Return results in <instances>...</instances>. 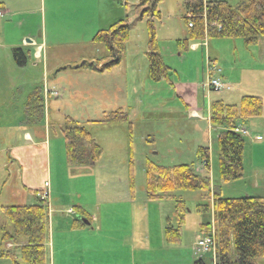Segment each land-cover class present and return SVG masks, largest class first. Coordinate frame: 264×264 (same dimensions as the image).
I'll use <instances>...</instances> for the list:
<instances>
[{"label": "rangeland", "instance_id": "1", "mask_svg": "<svg viewBox=\"0 0 264 264\" xmlns=\"http://www.w3.org/2000/svg\"><path fill=\"white\" fill-rule=\"evenodd\" d=\"M184 1L162 0L158 5L161 19L154 21L157 52L170 68L169 84L152 82L148 77L149 32L146 19H139L138 0H0V207L33 202L30 198L26 201L31 196L19 177V168L7 163L11 148L22 143L21 137L27 131L36 142L48 145L51 154L50 164L29 174L28 185H37L51 176L53 189L59 194L56 205L62 204L74 213H58L65 218L50 239L53 258L49 240L45 244L48 264H193L200 258L191 247L200 235L199 225L210 218L209 212L201 211L199 206L211 207V197L203 199L198 190H181L162 200H147V162L164 167L189 165L196 170V151L203 147L209 151V169L199 174L209 177L220 197L241 198L264 191L262 178L258 180L261 191L253 189L250 167L254 163L264 174V40L246 45L242 39L208 38L207 47L205 44L196 51L179 50L176 41L185 39L188 33L183 20ZM221 1L234 7L243 0ZM1 4L17 14H2ZM118 23L129 26L120 64L104 73L89 69V64H104L109 59L105 48L92 42L93 36ZM21 39L34 41L25 48L29 54L24 67H18L12 56L13 49L23 48ZM39 44L41 54L37 59L34 51ZM206 58L220 70L214 77H219L229 90L203 88L207 82ZM44 91H54L59 96L46 100ZM246 96L262 100V115L244 125L248 135L244 136L243 177L221 183L216 154L219 131L187 117L184 104L199 107L206 115L211 102L237 105ZM119 109L127 115L126 122H100ZM66 119L78 122L101 149L95 164L75 168L59 162V157L61 161L65 158L63 129L70 126ZM131 165L133 197L149 202L143 224L139 225L147 230L145 239H150L149 249L136 248L133 256L123 249L121 239H117L119 234L113 236L111 230L112 212L118 215L120 228L130 225L128 205L117 204L114 211L102 205L99 214L93 206L101 191L118 192L123 180L128 187ZM129 196L133 198L130 193ZM175 201L184 204L185 220L180 241L168 244L164 240L165 226H178L173 214ZM77 207L102 221L100 231L95 229L96 222L88 225L82 236L65 230L64 221L70 224L77 216ZM5 233L11 234L12 227L0 209V254L6 251L2 240ZM111 242L115 246L110 247ZM12 249L17 262L24 264L17 250ZM0 264L12 262L0 257ZM257 264H264V258Z\"/></svg>", "mask_w": 264, "mask_h": 264}, {"label": "trees", "instance_id": "2", "mask_svg": "<svg viewBox=\"0 0 264 264\" xmlns=\"http://www.w3.org/2000/svg\"><path fill=\"white\" fill-rule=\"evenodd\" d=\"M162 0H138L139 19H146L148 40L146 53L147 74L152 82L166 81L170 84V68L167 67L157 52L154 21L160 20L158 5ZM183 20L187 26V37L176 41L179 50L188 49L190 42H203L208 38L242 39L246 45H254L260 38L264 40V0H243L236 6L225 1L185 0ZM191 24V27L189 26ZM129 37V26L118 23L107 30H99L92 42L101 45L108 53L106 63L89 64L87 67L97 72L113 70L120 64L121 54ZM28 53L13 49L12 56L18 67L27 63ZM83 65L79 66L82 67ZM263 103L258 97H242L237 105H225L220 101L209 105V125L218 129L216 154L218 179L221 183L239 180L244 175L243 154L244 136L234 130L243 128L253 118L262 115ZM127 115L121 110L105 116L100 122H126ZM70 126L63 129L66 161L69 165H84L96 161L101 156V149L78 122L66 119ZM199 166L209 169V151L199 147L196 151ZM203 172V173H204ZM134 171L129 167L128 189L131 197L134 192ZM198 190L203 199L211 197L212 223H201L199 232L202 237H212L214 253L197 258L193 264H257L264 258V198L244 196L241 198H222L212 189L207 175L199 174L192 166L176 165L164 167L152 162L145 165V196L149 201L162 200L176 191ZM30 205L0 207L12 227V233H5L2 240L15 248L24 264H48L45 244L48 241V203L36 197ZM201 211L208 212L209 206L200 205ZM184 204L175 201L173 214L178 226L164 228V240L168 244L180 241L181 225L184 223ZM75 223L84 225L78 218L86 213L77 207ZM19 239L24 244L18 245ZM13 249L6 250L0 257L9 258L12 264H19ZM208 257V259L206 258Z\"/></svg>", "mask_w": 264, "mask_h": 264}, {"label": "crops", "instance_id": "3", "mask_svg": "<svg viewBox=\"0 0 264 264\" xmlns=\"http://www.w3.org/2000/svg\"><path fill=\"white\" fill-rule=\"evenodd\" d=\"M1 8H2V14L3 13H7V15H12V13H15V10H10L9 6H6L5 4H1ZM74 12H76L75 10H73ZM80 12V10H79ZM23 46V48H20L24 53H28L29 54V50H25V48H29V45H34V41H29V40H24L21 39L20 42ZM205 40L204 42H202L200 44V42H190L188 45V49L190 51H196L198 50L201 46H205ZM9 45V44H7ZM14 45V44H13ZM41 46L42 44H39L38 46H36L35 51H34V56L37 59H40V54H41ZM208 46V44H206V47ZM10 46L6 47L9 48ZM210 61L208 58H206V61ZM72 68V67H71ZM80 67L77 66L75 69H79ZM88 70V69H86ZM44 75H45V71H44ZM183 90V89H182ZM183 93L184 90L182 91ZM178 95V94H177ZM45 97V95H43ZM59 96V94L57 95ZM179 96V95H178ZM55 96H48L45 97V99H49V98H53ZM183 102V101H182ZM184 103V102H183ZM196 104V103H195ZM186 105V112H187V117L189 118H193V119H197L200 121H204L207 124H209L208 121V117H209V104H207L206 107V111L207 114L204 115L203 114V110L201 108H192V105L189 104H184ZM198 105V103H197ZM203 106V103L201 104ZM204 107V106H203ZM210 128V126L207 127V131ZM214 130H218V129H214ZM219 131V130H218ZM258 137V136H257ZM21 141L22 143L20 145H16L13 146L11 148V151L9 152V156L7 157V163L8 164H13L16 165L19 168V177L21 178V180L23 181V183L25 182L26 185L25 188H27L30 192V196L26 199V201H29V198L33 200V202L27 204H33L36 202L35 197L33 192L37 191H41L44 190V184L48 183V187L46 188V191L48 192V223H49V235H48V245H50V248L52 249L51 253H52V258L54 256V249H53V242H50V239L52 237V235L54 234V230L58 229V227H61V222L64 220L65 217L59 216L58 213H62V212H66L70 215H73L74 213H70V210H65L67 208H65L64 205L62 204H58L56 205V201H58V196L59 194H56V191L53 189V182H52V178L51 176H47L45 179L43 178L41 182H38V184H32V186L28 185V176L30 173H37V169L42 168L45 163L50 164V160H51V154H50V148L48 147V145H45L43 142H36L35 139L33 138V136L31 137L29 135V133L26 131L24 132V134L21 137ZM59 162H62V164H64L67 167H71L67 161H66V156L65 158L62 159L61 161V157ZM99 160V159H98ZM98 160L93 161V162H89L87 164V166L89 164H95ZM83 165V164H82ZM82 165H76L74 166L75 168H80ZM86 166V165H83ZM250 167L252 168V172L253 175L251 174V184L253 186V189L255 191L259 190L261 191V187L258 184V180L259 178L264 179V174H261V171L259 170L258 166H254V163H252V165H250ZM202 172V171H201ZM204 172V171H203ZM202 172V173H203ZM263 176V177H262ZM119 182L121 183L122 180H119ZM37 187V188H35ZM37 192H36V196H37ZM249 195V194H248ZM254 197H263L264 198V191L260 194L255 195ZM146 198V196H145ZM137 200H139L138 202H136ZM28 203V202H27ZM148 203L144 198H130L129 193H128V187H127V181L123 180L122 184H119V189L118 192L110 190V189H106L104 191H101L99 193V195L97 196V199L95 200V202H93V206L95 207V209L97 210L98 214L100 212L99 207L100 206H109L111 207V209L114 211V207L117 204H126L129 207V211H130V218L128 219L130 221V225L129 226H125V227H119L118 223V215L115 214V212H112L111 215V221L112 224V235L116 236L117 234H119V237L117 239H121L122 241V246L123 249L126 250V252L130 253L131 256L134 255L135 249L138 248L140 251H145L148 250L150 247V239L147 236V238L145 239V233L147 234V230L143 227V225H139V224H143L144 221V216H145V211L148 208ZM26 205V204H25ZM81 208V207H80ZM82 209V208H81ZM209 222L208 223H212L213 218H212V213H211V207H209ZM76 215V213H75ZM148 215V213H147ZM85 216V215H84ZM84 216H81L79 219V221L84 225L83 227H79V223H75L74 219L71 220L70 224L66 221H64V225L66 226L65 230H68L69 233H75L78 236H82V234H84L85 232H87V227L88 225H92L94 222H96V226L95 229L96 231H100L101 226L100 223H102V221L100 222L97 217H93L90 216L88 214H86L87 218L89 219L88 221L85 219ZM128 217V214H127ZM109 220V217H107ZM86 220L88 222V224H85L82 222V220ZM138 225V226H136ZM63 230V228H62ZM74 231V232H73ZM113 232L115 233V235L113 234ZM200 233V232H199ZM143 234V235H142ZM202 237V234H200L199 236H197L195 242ZM194 242V243H195ZM193 243V245H194ZM23 243H20V241H18V245H22ZM110 247H112L114 244L111 242L110 243ZM193 245L191 247V249L193 248ZM115 246V245H114ZM13 246L6 243V250H10L12 249ZM101 248H105V246H101ZM193 252V251H192ZM54 261V259L52 260Z\"/></svg>", "mask_w": 264, "mask_h": 264}, {"label": "built area", "instance_id": "4", "mask_svg": "<svg viewBox=\"0 0 264 264\" xmlns=\"http://www.w3.org/2000/svg\"><path fill=\"white\" fill-rule=\"evenodd\" d=\"M191 27V24H189ZM219 71L216 66L210 65L208 62L207 67V82L206 84H203V88L207 91H221V90H229V87L225 85L219 77H214V75L219 74ZM50 95L55 96L56 92L50 91L47 92ZM236 133H239L243 136L248 135L247 131L243 128H237L234 130ZM204 164H202L200 167H203ZM48 187V183L44 184V190H42L38 194V198L40 200L47 201L48 200V192L46 191V188ZM71 212V211H69ZM193 253L195 255H198L201 257V255H210L214 253V241L212 237H201L199 238L193 245Z\"/></svg>", "mask_w": 264, "mask_h": 264}, {"label": "water", "instance_id": "5", "mask_svg": "<svg viewBox=\"0 0 264 264\" xmlns=\"http://www.w3.org/2000/svg\"><path fill=\"white\" fill-rule=\"evenodd\" d=\"M82 222L85 223V224H88V222L86 220H84V219L82 220Z\"/></svg>", "mask_w": 264, "mask_h": 264}]
</instances>
